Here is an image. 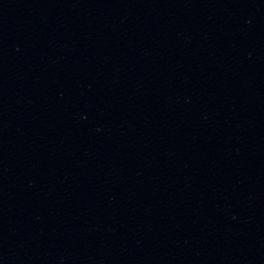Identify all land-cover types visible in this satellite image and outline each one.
<instances>
[{"label":"water","instance_id":"95a60500","mask_svg":"<svg viewBox=\"0 0 264 264\" xmlns=\"http://www.w3.org/2000/svg\"><path fill=\"white\" fill-rule=\"evenodd\" d=\"M0 264H264V0H0Z\"/></svg>","mask_w":264,"mask_h":264}]
</instances>
